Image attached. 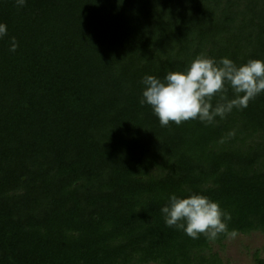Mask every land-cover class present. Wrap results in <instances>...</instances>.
I'll use <instances>...</instances> for the list:
<instances>
[{"label": "trees", "instance_id": "obj_1", "mask_svg": "<svg viewBox=\"0 0 264 264\" xmlns=\"http://www.w3.org/2000/svg\"><path fill=\"white\" fill-rule=\"evenodd\" d=\"M257 232L264 0H0V264H224Z\"/></svg>", "mask_w": 264, "mask_h": 264}, {"label": "rangeland", "instance_id": "obj_2", "mask_svg": "<svg viewBox=\"0 0 264 264\" xmlns=\"http://www.w3.org/2000/svg\"><path fill=\"white\" fill-rule=\"evenodd\" d=\"M224 264H257L255 255L264 260V233L229 238L223 246L214 245Z\"/></svg>", "mask_w": 264, "mask_h": 264}]
</instances>
